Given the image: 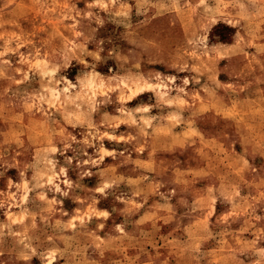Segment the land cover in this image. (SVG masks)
Listing matches in <instances>:
<instances>
[{"label":"rangeland","instance_id":"rangeland-1","mask_svg":"<svg viewBox=\"0 0 264 264\" xmlns=\"http://www.w3.org/2000/svg\"><path fill=\"white\" fill-rule=\"evenodd\" d=\"M0 264H264V0H0Z\"/></svg>","mask_w":264,"mask_h":264}]
</instances>
